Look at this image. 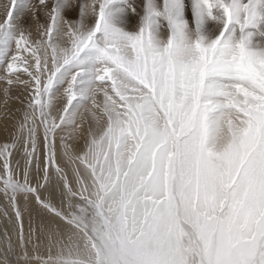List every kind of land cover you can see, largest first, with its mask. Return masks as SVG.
<instances>
[{
	"label": "snow or ice",
	"instance_id": "6c2138e0",
	"mask_svg": "<svg viewBox=\"0 0 264 264\" xmlns=\"http://www.w3.org/2000/svg\"><path fill=\"white\" fill-rule=\"evenodd\" d=\"M17 113L46 167L84 148L47 264H264V0H6Z\"/></svg>",
	"mask_w": 264,
	"mask_h": 264
},
{
	"label": "rangeland",
	"instance_id": "374dc122",
	"mask_svg": "<svg viewBox=\"0 0 264 264\" xmlns=\"http://www.w3.org/2000/svg\"><path fill=\"white\" fill-rule=\"evenodd\" d=\"M26 23L35 28L30 15ZM83 151L79 142L68 151L57 143L55 166L46 167V146L34 132L29 144V129L18 113L0 122V264H47L45 257L56 255L70 238L66 220L82 204L75 161Z\"/></svg>",
	"mask_w": 264,
	"mask_h": 264
},
{
	"label": "bare ground",
	"instance_id": "6f19581e",
	"mask_svg": "<svg viewBox=\"0 0 264 264\" xmlns=\"http://www.w3.org/2000/svg\"><path fill=\"white\" fill-rule=\"evenodd\" d=\"M131 20L133 21L134 20V18H132V19H130V23H131ZM27 194H23V198L25 199L26 198V200H27V198L30 200V197L29 196H31V195H27ZM32 202H33V200H31ZM27 204H30L29 203V201L27 202ZM62 228V227H61ZM70 230V229H69ZM42 257V256H41ZM3 258V257H2ZM1 261V260H0Z\"/></svg>",
	"mask_w": 264,
	"mask_h": 264
}]
</instances>
